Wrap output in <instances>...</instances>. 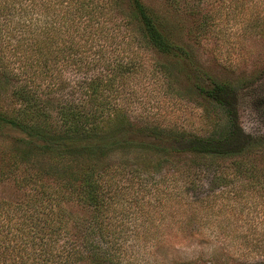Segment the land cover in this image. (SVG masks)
<instances>
[{"label":"trees","instance_id":"obj_1","mask_svg":"<svg viewBox=\"0 0 264 264\" xmlns=\"http://www.w3.org/2000/svg\"><path fill=\"white\" fill-rule=\"evenodd\" d=\"M120 1L109 0L110 6ZM130 2L144 46L168 59L187 57L188 51L170 38L142 0ZM61 3L65 7L59 18L21 32L13 47L0 34V98L9 94L18 103L9 109L0 101V136L13 140L7 161L0 164V181L12 179L25 191L19 201L0 199V264H123L127 220L121 193L129 184L144 181L146 173L161 172L175 156L200 165L204 158L241 156L258 148L261 140L243 132L233 116L231 86L218 81L195 85L226 107L230 123L224 135L185 137L177 129L137 124L123 90L140 64L111 60L108 47H96L91 36L86 37L90 46L78 40L80 25L92 30L98 22L94 0ZM98 12L105 14V9ZM96 61L102 67L79 83L62 78L63 68L72 64L78 71L92 70ZM68 87L81 91L80 97L58 96ZM167 133L184 138L185 148L164 140ZM234 164L236 174L256 177L244 160ZM209 166L200 171L208 173ZM197 171L192 186L202 179ZM213 177L229 181L218 169ZM69 201L86 208L89 218L69 210Z\"/></svg>","mask_w":264,"mask_h":264},{"label":"rangeland","instance_id":"obj_2","mask_svg":"<svg viewBox=\"0 0 264 264\" xmlns=\"http://www.w3.org/2000/svg\"><path fill=\"white\" fill-rule=\"evenodd\" d=\"M61 1L0 0V34L10 40L8 46H14L21 32L59 18L65 7ZM94 2L105 14L95 11L98 22L92 30L80 25L78 40L87 43L91 36L96 47H108L111 60L140 64L123 90L133 121L177 129L185 137H220L230 123L226 107L195 85L208 87L218 81L231 86L233 116L243 132L261 140L258 148L241 156L204 158L200 165L175 156L161 172L144 173L148 180L144 176V181L129 184L121 193L127 220L123 264H264V0H142L170 38L188 51L182 59H168L144 46L130 0L115 8L109 0ZM101 62L85 71L71 64L63 68L62 78L77 84L98 71ZM57 93L81 95L71 87ZM0 101L9 109L18 106L9 94ZM165 135L164 140L185 148L184 138ZM12 145V137L0 136V164L7 161ZM237 160L248 163L244 167L253 170L254 180L236 174ZM205 164H210L211 176L200 171L206 170ZM217 169L228 182L212 180ZM197 170L202 179L192 186ZM24 195L14 180L0 181L1 200L15 202ZM65 205L79 216H90L75 201Z\"/></svg>","mask_w":264,"mask_h":264}]
</instances>
